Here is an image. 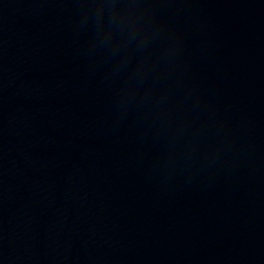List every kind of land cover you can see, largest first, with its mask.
<instances>
[{
  "label": "water",
  "instance_id": "obj_1",
  "mask_svg": "<svg viewBox=\"0 0 264 264\" xmlns=\"http://www.w3.org/2000/svg\"><path fill=\"white\" fill-rule=\"evenodd\" d=\"M0 264H264V0H0Z\"/></svg>",
  "mask_w": 264,
  "mask_h": 264
}]
</instances>
